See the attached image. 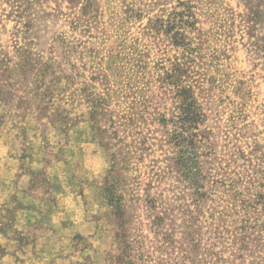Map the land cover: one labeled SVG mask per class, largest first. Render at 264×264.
<instances>
[{
    "label": "rangeland",
    "instance_id": "rangeland-1",
    "mask_svg": "<svg viewBox=\"0 0 264 264\" xmlns=\"http://www.w3.org/2000/svg\"><path fill=\"white\" fill-rule=\"evenodd\" d=\"M0 61V182L73 264H264V0H0Z\"/></svg>",
    "mask_w": 264,
    "mask_h": 264
},
{
    "label": "crops",
    "instance_id": "crops-1",
    "mask_svg": "<svg viewBox=\"0 0 264 264\" xmlns=\"http://www.w3.org/2000/svg\"><path fill=\"white\" fill-rule=\"evenodd\" d=\"M14 179L0 182V220L10 219L7 227L1 223L0 244L8 250L0 255V264H73L66 240L59 241L65 231L54 226L58 207L42 199L44 194L35 188L33 178ZM67 220L64 217L63 222ZM78 222L80 227L85 224L83 219ZM18 235L21 240H14Z\"/></svg>",
    "mask_w": 264,
    "mask_h": 264
},
{
    "label": "trees",
    "instance_id": "trees-1",
    "mask_svg": "<svg viewBox=\"0 0 264 264\" xmlns=\"http://www.w3.org/2000/svg\"><path fill=\"white\" fill-rule=\"evenodd\" d=\"M184 11H185L184 13L188 17H190L188 15V14H190L189 9L186 8V10H184ZM174 40H175V44H182L183 47L187 46L186 43H181L182 41L179 40L178 36L174 37ZM0 64H1V61H0ZM182 91L183 92H182L181 98L183 99L184 104L186 106H190V108L192 109L193 112H191V115L197 116L199 118L200 113L198 112V108H197L196 103L193 99L191 88H183ZM183 148H184L183 150L186 154L194 155V150L192 149V148H194V144L192 141H189V144H187V145H183ZM189 158H191V157H189ZM192 161H195V159H192ZM189 170L191 172H194V174H196L198 177H202L200 174V167L198 166L197 163H195V167H191Z\"/></svg>",
    "mask_w": 264,
    "mask_h": 264
}]
</instances>
